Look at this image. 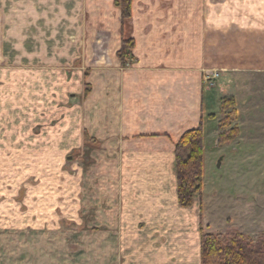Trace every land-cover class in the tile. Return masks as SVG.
<instances>
[{"label":"crops","instance_id":"0c3cea01","mask_svg":"<svg viewBox=\"0 0 264 264\" xmlns=\"http://www.w3.org/2000/svg\"><path fill=\"white\" fill-rule=\"evenodd\" d=\"M114 2L0 0V55L12 42H2L8 31L3 22L14 37L20 7L29 21L100 23L88 31L86 46L106 56L90 67L85 97L90 130L99 141L95 150H105L117 187L107 190L99 229L104 237L90 241L89 264H201V223L207 218L197 209L201 200L179 204L175 147L201 122L216 129L209 108L219 92L229 91L236 71L248 69L238 62L246 51L239 48L240 37L245 47L263 42L264 51V0H133L127 20ZM75 33L71 47L81 53L87 36ZM127 39L135 47L123 64L117 52ZM205 70L221 71L214 86L203 81ZM72 256L62 264H75Z\"/></svg>","mask_w":264,"mask_h":264},{"label":"rangeland","instance_id":"374dc122","mask_svg":"<svg viewBox=\"0 0 264 264\" xmlns=\"http://www.w3.org/2000/svg\"><path fill=\"white\" fill-rule=\"evenodd\" d=\"M20 9L14 37L3 22L2 42H12L0 55V264H62L64 257L70 263L72 255L75 264H89L90 241L104 237L107 190L117 187L105 150H95L85 97L90 67L106 56L86 46L88 31L101 26L29 21ZM75 31L87 36L81 53L71 47ZM240 38L246 51L238 62L248 69L236 71L231 94L219 92L209 108L217 125L204 129L207 166L195 200L208 219L203 229H238L256 240L264 232V51L263 42L245 47ZM229 96L238 116L227 127L238 128L237 136L216 146L231 130L218 128L231 110L222 108Z\"/></svg>","mask_w":264,"mask_h":264},{"label":"trees","instance_id":"16d2710c","mask_svg":"<svg viewBox=\"0 0 264 264\" xmlns=\"http://www.w3.org/2000/svg\"><path fill=\"white\" fill-rule=\"evenodd\" d=\"M132 3L133 0H115L114 5L120 9L123 20L131 18ZM134 47L133 39L123 40L117 52L123 64L133 58ZM226 105L231 110L219 123V129H228V124L238 116L234 97L224 100L222 108L225 110ZM229 129L217 138L219 146L231 142L237 136L238 128ZM204 153V127L201 122L197 128L184 132L175 147L177 193L182 207L192 206L195 194L202 191ZM201 264H264V232L255 240L238 229L213 233L201 228Z\"/></svg>","mask_w":264,"mask_h":264},{"label":"built area","instance_id":"2783aa9c","mask_svg":"<svg viewBox=\"0 0 264 264\" xmlns=\"http://www.w3.org/2000/svg\"><path fill=\"white\" fill-rule=\"evenodd\" d=\"M220 77L221 71L219 70H205L203 72V81L210 86H214Z\"/></svg>","mask_w":264,"mask_h":264},{"label":"water","instance_id":"95a60500","mask_svg":"<svg viewBox=\"0 0 264 264\" xmlns=\"http://www.w3.org/2000/svg\"><path fill=\"white\" fill-rule=\"evenodd\" d=\"M216 146H218V143L216 141ZM224 155H222L221 157H219L218 161H217V167H221L222 161L224 159Z\"/></svg>","mask_w":264,"mask_h":264}]
</instances>
